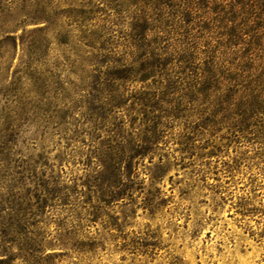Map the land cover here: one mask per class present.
I'll use <instances>...</instances> for the list:
<instances>
[{
  "label": "rangeland",
  "instance_id": "1",
  "mask_svg": "<svg viewBox=\"0 0 264 264\" xmlns=\"http://www.w3.org/2000/svg\"><path fill=\"white\" fill-rule=\"evenodd\" d=\"M16 44L0 43V205L29 209L10 264H264V113L186 145L184 123L169 124L106 203L89 178L107 124L97 132L92 106L76 102L52 118L50 77L59 68L76 83L74 51L51 37L36 54Z\"/></svg>",
  "mask_w": 264,
  "mask_h": 264
},
{
  "label": "trees",
  "instance_id": "2",
  "mask_svg": "<svg viewBox=\"0 0 264 264\" xmlns=\"http://www.w3.org/2000/svg\"><path fill=\"white\" fill-rule=\"evenodd\" d=\"M48 37L74 51L76 60L66 61L76 70L68 76H77L68 81L55 68L52 118L76 102L92 106L97 132L107 124L89 178L106 203L169 124L184 123L186 145L199 131H242L264 113V0H0L1 44L20 40L36 54ZM49 195L58 200L59 192ZM41 198L37 211L50 200ZM9 205H0V264H10L15 229L28 222V206Z\"/></svg>",
  "mask_w": 264,
  "mask_h": 264
}]
</instances>
